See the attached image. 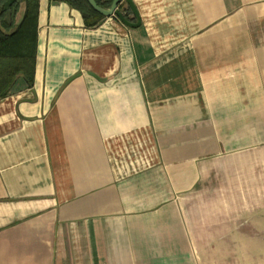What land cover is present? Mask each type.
<instances>
[{
  "label": "crops",
  "instance_id": "crops-1",
  "mask_svg": "<svg viewBox=\"0 0 264 264\" xmlns=\"http://www.w3.org/2000/svg\"><path fill=\"white\" fill-rule=\"evenodd\" d=\"M131 2L139 27L87 28L38 0L32 82L0 99V264H264V0Z\"/></svg>",
  "mask_w": 264,
  "mask_h": 264
},
{
  "label": "trees",
  "instance_id": "trees-1",
  "mask_svg": "<svg viewBox=\"0 0 264 264\" xmlns=\"http://www.w3.org/2000/svg\"><path fill=\"white\" fill-rule=\"evenodd\" d=\"M64 1L82 12L87 28L96 27L103 19L86 0ZM95 2L100 8L109 9L113 0ZM22 3L25 6L23 18L15 25V18ZM37 16L38 0H0V99L9 94L18 78L24 79L29 85L32 82Z\"/></svg>",
  "mask_w": 264,
  "mask_h": 264
},
{
  "label": "water",
  "instance_id": "water-1",
  "mask_svg": "<svg viewBox=\"0 0 264 264\" xmlns=\"http://www.w3.org/2000/svg\"><path fill=\"white\" fill-rule=\"evenodd\" d=\"M86 1L96 13L100 14L103 17H111L114 15L120 20V22L123 25H125L129 28H137L140 25L138 13H137L136 8L134 7L133 3L131 2V0H113L109 9L100 8L96 4L95 0H86ZM122 2L126 3L129 11L133 15V17L136 19V23L129 22L126 19L125 15L118 10V5Z\"/></svg>",
  "mask_w": 264,
  "mask_h": 264
}]
</instances>
